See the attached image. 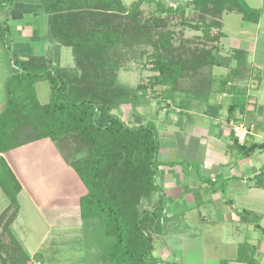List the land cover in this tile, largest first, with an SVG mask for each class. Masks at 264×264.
I'll use <instances>...</instances> for the list:
<instances>
[{"label": "trees", "instance_id": "obj_1", "mask_svg": "<svg viewBox=\"0 0 264 264\" xmlns=\"http://www.w3.org/2000/svg\"><path fill=\"white\" fill-rule=\"evenodd\" d=\"M14 1L0 0V10ZM39 1L47 17L45 40L69 48L74 64L57 65L46 55L22 60L13 54L15 73L5 84L6 102L0 113V187L10 206L16 205L10 217L4 219L9 205L0 214V264L46 261L42 251L29 254L12 227L21 186L1 154L40 139L62 146L71 136L85 151L70 165L86 189L79 201L81 219H98L95 259L100 264H174L152 254L153 236L162 234L165 220L162 190L156 182L161 162L155 126L152 121L129 125L114 110L137 105L149 86L160 88L161 97L177 107L207 96L214 84L236 95L239 89L234 82L253 70L247 50L231 48L221 54L215 45H174L165 26L174 14L180 13L184 19L190 7L199 19L192 27L201 31L204 40L217 41L223 33L212 34L211 30L221 27L223 12L235 11L243 22L258 23L262 9L249 6L246 0H187L176 5L163 0H134L129 5L123 0ZM142 3L155 4L151 19L143 17ZM183 19L181 24L189 26ZM6 30L0 24V31ZM141 45L152 48L146 54L153 72L148 83L131 86L119 82L117 73L124 60L128 61L126 53ZM214 66L227 71L219 79L200 75L204 67ZM187 79L195 88L205 87V92L196 88L175 99L174 91ZM42 80L50 87L47 102H40L35 93V84ZM236 105L228 106L229 117ZM255 149H264V142L251 144L246 153ZM172 164L175 162L168 163ZM155 194H159L157 200ZM237 215L264 239L257 213L241 210ZM255 249L247 241L239 243L235 260L258 264Z\"/></svg>", "mask_w": 264, "mask_h": 264}, {"label": "crops", "instance_id": "obj_2", "mask_svg": "<svg viewBox=\"0 0 264 264\" xmlns=\"http://www.w3.org/2000/svg\"><path fill=\"white\" fill-rule=\"evenodd\" d=\"M0 24L7 27L4 35L2 34L5 41L0 39L1 113L6 102L5 84L15 73L10 53L22 60L46 55L54 64L67 67H70V63L73 66V57L69 48L45 40L47 17L39 0H15L2 8ZM244 46L242 49L247 50L248 60L255 74H252V70L243 79L234 82L239 89L236 95L220 90L218 84H214L207 96L205 94L200 100H193L177 107V104L168 100L169 98L164 100L158 88L155 97L162 102H159L160 107L156 109L151 110V103L144 98H140L139 103L133 105L135 113L130 110L131 105L121 106L123 112L119 116L129 125L154 121L158 140V160L161 162L156 182L162 190L165 214H168L169 220L179 215L176 221L184 223L185 227L195 216L206 229H211L217 223H225L224 228L227 226L232 229L237 223L236 226L242 224L244 230L251 232L252 224L241 221L237 215L241 210H249L260 216L259 223L264 228V149L246 153L251 144L264 142V61L260 57L259 60L253 59V55L258 53L255 48L256 41L247 42ZM63 62L69 63L64 65ZM226 70L224 67L214 66L211 69V77L219 79ZM42 82L45 80L35 84V93L40 102L42 100L39 93H45L47 88L43 83L37 89V85ZM196 88L200 90L202 88L204 92L206 90L205 87ZM196 88L185 83L174 91L173 96L180 99L182 95L196 91ZM233 102L237 104L236 109L234 115L229 117L228 106ZM231 122L253 125L244 143L236 141ZM1 156L21 186L19 197L24 195L23 198L39 215H42L43 210H47L52 217L44 220L47 228L29 254L48 250L50 247L75 245L85 248L86 257L83 264H100L97 260L94 261V255L99 248L98 220L80 217L79 201L86 193V189L79 177L76 179L75 171L69 162L61 157L52 141L46 139L32 141L12 148ZM169 162L175 164L168 165ZM59 183L61 189L69 186L71 188L68 190L69 193L63 192L60 197V193L48 192L49 188ZM156 195L155 200L159 198V194ZM6 206L7 201L0 206V213ZM18 208L20 214V207ZM56 213L63 216H56ZM16 226L13 225L15 231L22 227L21 224ZM238 227L235 231L240 232ZM220 230L221 227L218 232L215 233L213 230L211 232L214 237H221ZM51 232L61 237L56 235L51 239V245L44 246L43 240L49 237L48 233ZM249 232L242 237L237 235L229 242L223 241L225 245L231 246L227 264H245L236 261L235 257L239 243L247 241L252 245L254 244L252 239H257ZM188 233V228L182 227H177L174 233L163 230L162 235L156 236L153 241V254H156L155 246L159 242L163 244L166 256L176 254L184 247L188 248L186 249L188 251V246L192 244V237ZM17 236L21 242H29L22 240L23 236L19 234ZM176 238L181 241H176ZM257 260L259 264H264L260 259ZM218 262L221 263V259ZM187 264L197 263L190 260Z\"/></svg>", "mask_w": 264, "mask_h": 264}, {"label": "rangeland", "instance_id": "obj_3", "mask_svg": "<svg viewBox=\"0 0 264 264\" xmlns=\"http://www.w3.org/2000/svg\"><path fill=\"white\" fill-rule=\"evenodd\" d=\"M132 1L134 0H123V2L126 5H129ZM163 1L166 4L176 5V4H184L187 0H163ZM246 2L249 6L253 8L262 9V14H261L259 22L258 23H246L242 21L241 14L235 11H225L219 18L221 22V27H219V29L214 28L211 30L212 34H216L218 31H221L223 33V36H220V38L217 41L204 40L202 37L201 31L198 29H194L192 27V24L199 19H198L197 14L193 12L190 7L187 8L184 13V19H186L188 23H190L189 26L181 24V19H183V16H181L180 13H177V14L170 16V18L168 19V24L165 26V30L171 33V41L174 45H178L180 42H183V44H185L186 42H190L191 44L199 43V47H202V46L209 47L211 45H215L221 49V52H220L221 54L228 53L231 48H244L245 47L244 45L247 44V42L252 43L256 41L257 46L255 48L258 53H255L253 55V59L259 60V57H260V59L264 61V0H246ZM154 8H155L154 3H142L141 9L143 12V17L151 19L154 13L153 11ZM208 19L209 18H207V20ZM2 34L4 35V33L1 31L0 39L4 42L5 39L2 36ZM246 46L248 47V45ZM151 51H152V48L150 47V45H141V46L133 47V49L130 50L129 55L126 53L125 58H127L128 61L124 60V62L120 66V69L118 70V73H117L118 81L121 83L127 84V85H131V86H135L138 83H142V84L148 83V77L149 75L153 74V72L150 70L151 64L149 63V60L147 59L146 54L150 53ZM10 55L12 57L11 61H13V54L10 53ZM69 62H63V63H65L64 65H66V63H69ZM71 65L72 63H70L69 66L72 67ZM211 69L212 68L204 67L203 69H201L200 75L203 77L207 76L208 74L211 73ZM252 69H253V66H252ZM252 74H255L254 70L252 71ZM190 82L191 80L184 81L182 82L183 84L181 86L185 85V83L190 84ZM43 83L46 85L47 88H46L45 93H39V98L40 100H42V102L43 101L45 102L48 100L50 96V87L48 85V82L45 81V82L39 83L37 85V89ZM156 92H158L157 87L149 86L144 95V99H147L148 102L151 103L150 105L151 110L160 107L159 102H162V100H159L155 97ZM46 98L47 100H45ZM130 110H133V106H131ZM114 111L118 115L123 112V110H121V106L115 108ZM132 112L135 113L134 110ZM173 113L176 114L175 112ZM130 122H131V119L128 120V123ZM46 140H50V139H46ZM52 143L59 150L61 157L64 158L65 161H68L69 164L72 160L77 158L78 155L85 153L83 144H81V142H79L75 136L66 137V139L64 140L65 144L62 146H60L61 144H59L58 142H52ZM74 175L76 179H78L77 173L74 172ZM61 188H62L61 184L59 183V185L57 184V186L53 188H49L48 192L51 194L60 193V197H61L64 194L63 192L69 193L68 190L71 189L69 186L64 187L63 189ZM2 191L3 190L0 187V206L4 205L6 201H7V206L9 205V208L4 216V219H6V217L11 216L16 204H13L12 206H10L11 204H9L10 203L9 199L7 198L6 194ZM18 194L16 196L15 203H17L19 206L16 207L17 214H16V217H14L13 222L11 223H12V227L13 225L16 226L17 224L18 226L21 224L22 227L17 228L16 231H15V227L13 228H14L16 235L19 234L20 236H23L22 240L29 241L28 243L27 242L24 243L22 241L21 243L22 245L26 244L25 249L27 250L28 253H30V250H32L35 247L34 244L36 243V241H38L41 238L42 234H44V231L47 228V225L44 222V220L47 218L52 219V217L50 213L47 212V210H43L42 215H39L38 213H36L34 209L31 207L32 205L31 204L29 205L28 202L23 198L25 196L22 195L21 197H19ZM155 195L153 196L154 200H155V197H157V195L156 196ZM45 199L46 198H44L43 201H45ZM163 203H164V200H163ZM7 206L4 208V210L1 213H3L7 209ZM144 206H147V205L144 204ZM18 207H20V211H21L20 214H19ZM56 216L60 217L63 215L60 213H56ZM164 218L165 220L163 222V227H164V230L167 231V233H170V232L174 233L177 230V227H182V229L188 228V231H189L188 234L189 236L192 237L191 238L192 244L191 246H188L189 250L187 251L186 249L188 248L184 247L183 250L177 251L178 253L176 254L172 253L171 255L166 256V254H164L163 252V244L160 242L155 246V252H156L155 255L157 257L153 253L152 254L156 259L160 261L173 262L174 264H187L188 261L190 260L194 261L197 264H221L220 262H218L219 259H221V262L224 260L227 261V259L231 255L230 244L225 245L223 241L229 242L230 240H232L231 238H236L235 236L237 235H240L242 237L249 232L248 230H244L242 228V224H238L239 227L236 226L237 223L233 225L234 227L232 229L227 228V226L224 228L223 226H225V223L224 224L217 223L211 229H208V228L206 229V226L198 222L195 216L191 218L192 222L188 223L186 227L184 223L176 221V219L179 218V215H175L172 220H169L168 214H165ZM29 224L31 226V229H30ZM220 227H221V230H220L221 237H214L213 232L215 233L218 232ZM237 227L239 228V230H241L240 232L235 231V228ZM212 230L213 232H211ZM249 233H251L252 236L257 237V239L255 238L252 239L253 240L252 242L254 243L252 245H254L255 248L256 247L258 248V250L255 249L256 250L255 254L257 253L255 255V258L260 259L261 261L264 262V242H262L264 241L263 237L260 235L258 231L254 229H252L251 232ZM56 235L58 234H52V232L51 234L48 233L49 237H46L45 240H43L44 246L51 245L50 244V242H52L51 239L53 237H56ZM59 236L60 235H58V237ZM153 238L155 239L154 236ZM176 241L180 242L181 240L179 238H176ZM41 251L44 254V258L46 259L44 264H83V259L86 257L85 248L83 249L75 245L50 247L48 248V250L45 249ZM91 260L92 261L94 260L93 256L91 257ZM94 261H96V259ZM227 263L229 262L227 261ZM35 264H38V263H35ZM258 264H259V261H258Z\"/></svg>", "mask_w": 264, "mask_h": 264}, {"label": "built area", "instance_id": "obj_4", "mask_svg": "<svg viewBox=\"0 0 264 264\" xmlns=\"http://www.w3.org/2000/svg\"><path fill=\"white\" fill-rule=\"evenodd\" d=\"M231 127H232L233 132L235 133L237 142L242 144L245 142L246 137L252 130L253 125L247 126L244 123L231 122Z\"/></svg>", "mask_w": 264, "mask_h": 264}]
</instances>
